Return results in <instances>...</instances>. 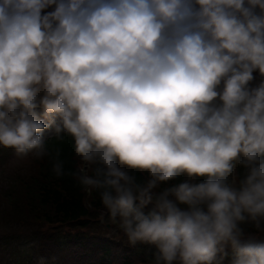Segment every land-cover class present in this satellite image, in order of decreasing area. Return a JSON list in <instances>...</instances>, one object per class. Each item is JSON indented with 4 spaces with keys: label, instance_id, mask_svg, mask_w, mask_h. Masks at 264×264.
<instances>
[{
    "label": "clouds",
    "instance_id": "clouds-1",
    "mask_svg": "<svg viewBox=\"0 0 264 264\" xmlns=\"http://www.w3.org/2000/svg\"><path fill=\"white\" fill-rule=\"evenodd\" d=\"M257 71L264 0H0V147L98 194L152 264H224L226 247L264 264Z\"/></svg>",
    "mask_w": 264,
    "mask_h": 264
},
{
    "label": "trees",
    "instance_id": "trees-1",
    "mask_svg": "<svg viewBox=\"0 0 264 264\" xmlns=\"http://www.w3.org/2000/svg\"><path fill=\"white\" fill-rule=\"evenodd\" d=\"M253 77L250 87H256L264 80L258 71L253 73ZM52 136L53 133L45 139ZM49 143L54 145L57 142L51 140ZM59 146L61 158L66 161L65 171L74 172L78 166L74 141L66 136ZM38 168L37 175L18 180L22 196L14 187L5 191L9 201L21 204L26 220L46 226L31 237L11 233L1 238L4 242L18 244L26 252L23 259H16V264H152L156 252L154 246L143 243L133 246L112 235L86 231L100 218L102 204L98 194L87 195L71 175L56 178L47 159L38 160ZM150 209L148 206L145 211ZM103 221V226L109 223L107 213ZM233 255L232 249L226 247L224 259L232 261Z\"/></svg>",
    "mask_w": 264,
    "mask_h": 264
},
{
    "label": "rangeland",
    "instance_id": "rangeland-1",
    "mask_svg": "<svg viewBox=\"0 0 264 264\" xmlns=\"http://www.w3.org/2000/svg\"><path fill=\"white\" fill-rule=\"evenodd\" d=\"M51 134V130H46L44 137ZM0 151L3 153L0 157V234L12 233L13 231L31 237L38 229H46V226L32 220H26L23 209L16 203L9 201L5 191L12 188L18 179L34 175L38 168V160H34L30 156L24 159H17L12 149L0 147ZM102 223L104 221L99 219L91 224L87 231L111 234L114 237H122L127 240V237L120 230L111 229L108 231ZM25 255L26 252L22 251L18 244L0 240V264H16V259H23ZM224 264H231V261L224 259Z\"/></svg>",
    "mask_w": 264,
    "mask_h": 264
},
{
    "label": "water",
    "instance_id": "water-1",
    "mask_svg": "<svg viewBox=\"0 0 264 264\" xmlns=\"http://www.w3.org/2000/svg\"><path fill=\"white\" fill-rule=\"evenodd\" d=\"M119 227V225H117Z\"/></svg>",
    "mask_w": 264,
    "mask_h": 264
}]
</instances>
